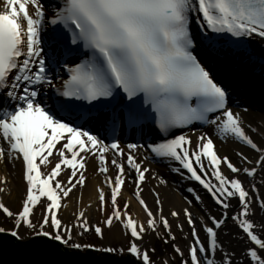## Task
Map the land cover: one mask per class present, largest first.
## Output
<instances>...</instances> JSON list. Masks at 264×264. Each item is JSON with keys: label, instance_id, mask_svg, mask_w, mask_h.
<instances>
[{"label": "snow or ice", "instance_id": "snow-or-ice-1", "mask_svg": "<svg viewBox=\"0 0 264 264\" xmlns=\"http://www.w3.org/2000/svg\"><path fill=\"white\" fill-rule=\"evenodd\" d=\"M3 3L0 95L5 96L8 103L0 107V162L5 166L22 164L26 197L18 214L4 203H0V210L7 218L15 220V227H25L37 237L78 251L116 252L112 247L101 249L74 240L75 228L81 230L80 235L94 231L97 237L104 239V229L100 226L93 229L84 212L79 213L72 227L58 216V211L66 207L61 201L70 199L77 187H86V165L91 156L97 160V170L105 176L106 185L111 189L112 213L106 215L105 227L111 231L117 224L121 226L131 238L128 253L142 264H152L149 253L138 242H142L148 232L158 234L160 225L167 237L165 244H174L176 236L169 220L163 216L160 193L153 192L160 210L159 221L143 198V185L150 170L133 154L141 145L127 144L126 153L119 141L105 143L97 135L76 126V121L85 115L107 112L114 132L121 123L139 125L154 114L155 124L162 133L185 128L195 121L217 125L222 139L231 138L246 146L255 158L254 162L237 153L244 163L253 165L251 169H242L228 157H219L213 140L204 134L198 138V152L190 150L192 141L185 135L149 145L155 157L179 162L190 174L188 178L198 182L224 209L222 219L212 217V226L204 225L206 242H202L193 214L185 208L193 244L187 260L183 259L179 247H174V252L181 256L183 264H218V253L219 264H235L218 240V230L223 229L230 218L249 243L243 264H264V229L257 233L256 223L250 219L255 214L253 198L239 179L229 180L221 171L224 164L233 174L243 171L247 177L254 178L257 168L264 171V147L248 134L240 114L228 106L226 89L194 54L197 44L191 30L192 14H195V23L205 37L212 33L227 34L238 41L264 40V0H63L62 10L48 23L62 25L71 35L70 44L76 46L72 51L79 53L82 45L83 54H90V58H82L74 67L66 66L69 78L55 89L56 96L63 102H57L55 109L47 106L46 99H37L40 88L55 87L47 74L49 69L43 55L41 33L46 21L41 0H3ZM54 40L67 44L62 36ZM84 104L90 107L85 108ZM217 112L219 115L209 120V114ZM109 153H112L111 160ZM202 158L209 162L212 178L218 183L207 178L208 169ZM109 165L117 170L114 179L108 175ZM41 166L47 175L42 173ZM69 169L71 174L66 183L58 179ZM126 169L134 174L131 183L135 200L148 218L146 225L134 222L128 215L130 205L126 204L123 211L120 209L119 199L128 182ZM159 184L164 185L166 181L161 178ZM256 190L253 185L252 191ZM188 191L200 201L192 188ZM5 192L7 189L0 187V193ZM232 199H238L239 210L229 217ZM256 200L255 211L264 212V198ZM99 201L106 211L103 190L99 192ZM38 206L41 209L39 227L32 219ZM170 215L179 219L176 211ZM177 227L183 231L182 224ZM4 232L0 227V233ZM10 235L21 239L18 231ZM162 264L168 262L162 261Z\"/></svg>", "mask_w": 264, "mask_h": 264}, {"label": "bare ground", "instance_id": "bare-ground-1", "mask_svg": "<svg viewBox=\"0 0 264 264\" xmlns=\"http://www.w3.org/2000/svg\"><path fill=\"white\" fill-rule=\"evenodd\" d=\"M41 3L44 7L45 11V25H44V31L41 33L42 37V47H43V55L46 60V66L50 65L52 62V59H54L53 50H50L48 48V43L46 42L44 36L45 31L47 30V27L49 25V21L56 18L55 14L57 11L62 10V0H41ZM5 5L3 3V0H0V9L4 10ZM53 12V13H52ZM52 53V54H51ZM261 54V58L264 59V50H260L259 52ZM199 57H202L201 54H199ZM207 64H212V71L214 72V76L217 78L219 83L223 85H227L228 88L226 91L233 90L236 88H241L238 86V84L243 82V90L238 91V96L242 95L241 98L238 100L239 103H243L247 101L246 99H251L250 101L257 100L259 103L255 104L251 107V109L247 112H240L231 109L234 113H239L241 116V119L245 125L246 130L248 131V134L252 136V138L262 147H264V93L263 94H257L254 96V92L259 89V85L255 84V81L248 78V74L241 71L237 74L234 72H229V66L228 64L223 63L222 61L215 62L214 60L207 61ZM216 64L220 67V70L218 71ZM66 68V66H65ZM55 75L60 76L62 73V70L56 66L52 72ZM50 78H52L51 74H48ZM239 80L240 83L238 82ZM55 87H42L41 91L47 92V94L44 96L47 100V106L52 108V94L57 88L56 84L61 83L60 80L53 81ZM237 85H236V84ZM3 101V103H2ZM0 107L4 106L8 101L6 98L2 97L0 100ZM260 111V112H259ZM216 117V116H215ZM214 119V118H213ZM217 125L211 124L209 127L205 129H194L189 130L186 134H179V135H185L188 137L191 141V151L198 152L199 151V136L201 134H204L208 137H210L215 145V149L217 151V154L219 157H228L231 162L240 167V168H249L251 169L253 165L244 163L240 156L237 155V153H242L249 158H252L255 162V158L253 157V153L244 145L240 144L239 142L234 141L231 138L222 139L218 132L214 129ZM93 128V127H92ZM140 128V127H139ZM252 129H255L256 131H252ZM140 132L137 130H130L128 137H135L138 140V145H141V147L136 150L133 154L137 157L138 161L145 167L148 168L150 171L147 174V179L145 184L143 185V198L149 205V207L152 209V211L156 214L157 219L159 221L160 216V210L155 204L154 195L153 192H159L160 198L163 202V216L169 220L170 224H176L181 223L183 225V231L179 232L178 229H175L174 234L176 235L175 242L179 244V248L182 252H184L185 260L188 259L189 256V249L190 246L193 244V237L191 236V230L187 224V219L184 216V209L188 208L192 214L193 219L195 221V227L197 229V232L200 236V239L202 242H206L203 237V228L205 224L204 215H202V209L205 207V204L213 206L215 208V218L218 219L219 217L224 216V209L221 210V208H218L216 203L212 202L210 199V195L208 192L196 181L189 179V175L186 170L182 169V166L179 164V162L175 160L170 159H162L159 158L160 161L167 167V169L171 170L175 174V178H172L168 175V172L164 170L158 171L156 167H153L148 164V159L150 156L155 157V155L151 152L149 145H154L158 143H163L166 140L173 139L175 136H168L165 139L161 140L160 137H157L155 133L152 131H148L145 128L139 129ZM125 127L123 125H120L118 127V130L116 131L117 141L120 142L121 147L125 149V152L127 153V144L128 142L124 143L121 142V136L124 137L125 135ZM135 134V136H134ZM95 135V134H94ZM98 136V135H97ZM101 139L107 142L106 137L98 136ZM124 139H129L126 136ZM156 142H151V140H155ZM133 143V142H130ZM136 144V143H135ZM6 147V145H5ZM150 155V156H149ZM109 160L112 158V153L108 154ZM158 158V157H157ZM58 160V158H56ZM203 162L208 169V179L212 180L213 183H218L212 178V171L209 162L206 158H202ZM87 181H86V187L79 188L73 190V192L70 194V199L62 200L61 203L63 205H66V207L62 208L58 211V216L61 220L66 219H75L77 222V217L79 216L80 212H84L85 218L91 215L92 210L97 211L99 208H101L102 214L104 217L106 215L110 216L112 213L111 203H110V195H111V189L107 187L105 182V176L103 174H100L98 172V162L96 159L89 156L87 160ZM42 173L44 175H47L46 171L44 170L43 166H41ZM23 171V166L20 163H17L15 166H12L9 164L8 166H5L3 162H0V187H5L7 189V192L0 193V203H4L7 207L10 203L16 201V200H22L24 201L26 197V185L24 181V185H18L13 180V177L10 178V176L17 175L18 172ZM221 171L223 175L231 179H239L242 184L244 185L245 189L249 191L250 197L253 198V209L255 214L250 217L255 223H256V231L257 233H260L261 229H264V212H256L255 209L258 207V201L256 200L257 197L264 198V171L257 168V175L252 177H247L243 171H241L239 174H233L229 169H227V166L224 164H221ZM126 172L128 173V182L126 183L125 187L122 189V198L119 199V206L125 202L127 205H130L128 215H131L133 218V221L138 224H147V216L144 213L142 207L139 205V203L135 200V188L134 185L131 183V180L133 179V173H131L130 170L126 169ZM172 173V174H173ZM19 174V173H18ZM71 174V170H66L62 173V175L58 178L63 182H67L68 177ZM117 174V170L112 168L111 165H109V173L108 175L115 178ZM9 175V178H8ZM202 178H204V174L201 173ZM163 178L166 181V184L160 185L159 179ZM63 179V180H62ZM4 181H7L5 184ZM255 185L256 191H252V186ZM185 188H192L195 192V194H198L200 196V201L198 202L196 198L194 197L193 193L190 195L187 194ZM103 190L105 193V197L107 200L106 204V211L104 208L101 207L100 201H99V192ZM75 193V194H74ZM192 201L190 203L188 200ZM46 200V198H45ZM231 207L228 209V216L231 217L232 215H236L239 206H238V199H232L229 201ZM23 204V203H22ZM1 211V210H0ZM172 211H176L179 213V219H175L171 217L170 213ZM211 215V214H210ZM214 217V215H212ZM216 216H219L218 218ZM34 222H37V225L39 226V221L35 219V216L32 218ZM208 219V218H207ZM211 222V221H210ZM208 225V224H207ZM209 226V225H208ZM212 226V225H210ZM104 229V235L106 242L113 241L116 238L121 237L122 234H125V231L122 229L121 226L117 224V226L112 229L111 231L108 230L104 223L103 227ZM26 229L25 227H21L19 231ZM78 229H74V233H78ZM163 227L162 225L159 226V232L162 233ZM153 233L148 232L144 235V237H148L149 235H152ZM157 235V234H155ZM21 240V239H19ZM218 240L222 245V249L224 252H228L233 260L235 261V264H243L245 260L244 253L246 249L249 247V243L247 239L244 237V234L239 229V227L233 223V221L229 218L223 229L218 230ZM78 241V238L76 239ZM219 253L217 254V261L219 264ZM180 257L177 256V259L179 260ZM138 260L137 258H135ZM180 264V263H179Z\"/></svg>", "mask_w": 264, "mask_h": 264}, {"label": "rangeland", "instance_id": "rangeland-1", "mask_svg": "<svg viewBox=\"0 0 264 264\" xmlns=\"http://www.w3.org/2000/svg\"><path fill=\"white\" fill-rule=\"evenodd\" d=\"M2 13H3V11L0 9V14H2ZM246 110L248 111L249 109H246ZM240 111H244V110H240ZM147 159H148L147 160L148 164L153 166V167H156L158 170L159 169L162 170L164 168L163 164H161L157 158L149 157ZM18 173L15 176H13V175L10 176V178L13 177V180L16 182V184H18V185L23 184L24 185V181L22 180L23 179V171L18 172ZM169 176L174 178V176L171 174ZM8 178H9V175H8ZM21 187H22V185H21ZM186 191L188 193H190L188 191V189H186ZM196 195H198V194H196ZM190 197H191V195H190ZM194 197L196 198L195 195H194ZM42 199L45 200V198H42ZM188 201L190 203H192L191 199ZM22 203H23L22 200L21 201L16 200V201L10 203L8 205V208L11 211H13L14 214H18L20 211H22V206H23ZM125 205H126V203L123 202V204L120 206L121 211L124 210ZM204 206L205 207L202 209L203 210L202 215H204L205 222L210 226L211 225L210 221H211V218L213 217L212 215H214V217H215V208H213V206L208 205V204H205ZM111 208H112V206L110 207V209ZM218 208H220V207H218ZM216 217L218 218L219 216H216ZM222 218L223 217H219L218 219H222ZM35 219L38 221L41 220V209L39 208V206L35 210ZM86 219L89 221L90 226L94 229L96 226L103 227V221L105 220V217L102 214L101 208H99L97 211L92 210L91 215L88 216ZM62 222L65 223L68 227H72L74 224L77 223L75 219H66V220H62ZM180 224L181 223L171 224L173 234H174V231L176 232L175 229H178V231L181 232L179 230V228L177 227V225H180ZM0 227L5 229L4 233H6V234L11 233L12 231H18L20 236H21V240H19V239L18 240L21 242H26L33 237H37L34 231L27 229V228L19 231V229H17L15 227V220L12 218H7L2 213V210L0 211ZM77 229L79 231H78V233H74V240L76 241V239L78 238V241H76L78 243L90 244V245H93V246H95L97 248H101V249L104 247H112V248L116 249L117 251L114 253H110V254H113V255L118 256V257L124 256V255H130L128 253L127 249H128L129 244L131 243V238H130V235L127 233L122 234L121 237L116 238L113 241L106 242L105 235H104V239L97 237L95 235L94 231L80 235L81 230L79 228H77ZM203 233H204V231L202 232V234ZM203 237L206 240V234L205 233L203 234ZM166 238L167 237L165 234V230L163 229L162 233L159 232L157 235L152 234L146 238L144 237L143 241L138 242V243L140 244V246L142 247L143 250H145L149 253L152 264H162V261H167L168 264H179V263L183 264V260H182L181 256L174 252V247H179V244L176 242H174V244L172 242L165 244L164 239H166ZM65 247L68 249H72V248H69L67 246H65ZM153 249H155L154 252L152 251ZM121 250H123V254H121ZM99 253H104V252L101 251ZM183 254H184V252H183ZM186 254H184L183 259L186 258L185 257ZM177 256L180 257L179 260L177 259ZM134 258H136V257H134ZM138 262H140L142 264L141 260H138Z\"/></svg>", "mask_w": 264, "mask_h": 264}, {"label": "water", "instance_id": "water-1", "mask_svg": "<svg viewBox=\"0 0 264 264\" xmlns=\"http://www.w3.org/2000/svg\"><path fill=\"white\" fill-rule=\"evenodd\" d=\"M247 46L248 52L239 56L240 60H236L234 64L247 67L264 86L261 54L257 46ZM81 252L68 250L46 238L35 237L22 243L11 235L0 234V264H139L130 256L115 257L90 251Z\"/></svg>", "mask_w": 264, "mask_h": 264}]
</instances>
